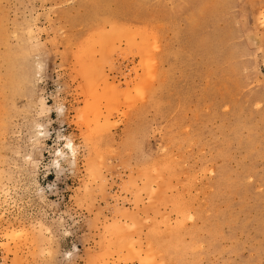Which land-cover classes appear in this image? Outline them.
<instances>
[{"label": "rangeland", "instance_id": "obj_1", "mask_svg": "<svg viewBox=\"0 0 264 264\" xmlns=\"http://www.w3.org/2000/svg\"><path fill=\"white\" fill-rule=\"evenodd\" d=\"M0 264H264V0H0Z\"/></svg>", "mask_w": 264, "mask_h": 264}, {"label": "bare ground", "instance_id": "obj_2", "mask_svg": "<svg viewBox=\"0 0 264 264\" xmlns=\"http://www.w3.org/2000/svg\"><path fill=\"white\" fill-rule=\"evenodd\" d=\"M65 147H68L71 150V153L75 158L76 149H75V146H74V143L72 142V140H68ZM66 154L67 153L65 152V150L63 148L62 149L61 148L56 149V151H55V163L60 164L61 157L65 158Z\"/></svg>", "mask_w": 264, "mask_h": 264}, {"label": "clouds", "instance_id": "obj_3", "mask_svg": "<svg viewBox=\"0 0 264 264\" xmlns=\"http://www.w3.org/2000/svg\"><path fill=\"white\" fill-rule=\"evenodd\" d=\"M66 255L70 256V255H71V253H67Z\"/></svg>", "mask_w": 264, "mask_h": 264}]
</instances>
